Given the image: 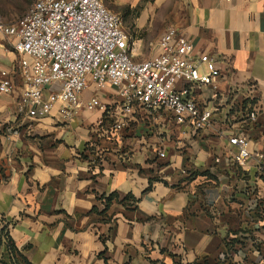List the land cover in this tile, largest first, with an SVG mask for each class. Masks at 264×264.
I'll return each instance as SVG.
<instances>
[{"label": "crops", "instance_id": "0c3cea01", "mask_svg": "<svg viewBox=\"0 0 264 264\" xmlns=\"http://www.w3.org/2000/svg\"><path fill=\"white\" fill-rule=\"evenodd\" d=\"M144 6L140 25L148 16L151 25H165L154 40L175 26L196 53L222 61L215 88L196 92L200 104L233 86L255 85L260 114L245 129L251 152L264 160V0ZM14 43L0 34V78L18 68ZM13 82V92L0 93V264L13 261L5 232L30 264H264V228L253 211L264 201V171L256 157L228 162L220 121L193 132L164 111L123 113L110 85L87 88L68 120L60 104L31 119L17 108L21 77ZM96 93L107 112L87 109Z\"/></svg>", "mask_w": 264, "mask_h": 264}, {"label": "built area", "instance_id": "2783aa9c", "mask_svg": "<svg viewBox=\"0 0 264 264\" xmlns=\"http://www.w3.org/2000/svg\"><path fill=\"white\" fill-rule=\"evenodd\" d=\"M0 34L15 38L20 56L17 69L1 72L0 93L13 92V76L19 75L17 108L29 118L46 117L60 104L59 114L68 120L87 88L100 91L110 85L123 100V113L133 107L164 111L193 132L220 121L228 139V162L246 165L256 157L257 171H264L263 155L251 152L245 129L260 114L255 85L233 86L200 104L196 92L204 85L215 88L222 61L196 53L193 41L175 26L166 28L142 60L123 17L104 0H35L15 21L0 18ZM86 107L108 111L97 93ZM158 154L164 157L165 150Z\"/></svg>", "mask_w": 264, "mask_h": 264}, {"label": "rangeland", "instance_id": "374dc122", "mask_svg": "<svg viewBox=\"0 0 264 264\" xmlns=\"http://www.w3.org/2000/svg\"><path fill=\"white\" fill-rule=\"evenodd\" d=\"M34 1L35 0H0V16L5 21L16 20L27 12ZM104 1L109 9L119 13L123 17L125 29L133 39L137 40V50L135 51L138 53L137 59L142 60L149 57L154 49L152 45L156 41L154 38L159 36L160 31L164 30L165 25L160 26L159 21L151 25L149 16L147 21H144L141 25L139 24L142 20L141 13L144 11L143 8L147 0H143V5H138L135 8L118 5V3L113 0ZM261 202L263 203L262 206ZM253 211H255L256 214V216L255 214L254 216L260 219L264 228V201L259 199Z\"/></svg>", "mask_w": 264, "mask_h": 264}, {"label": "trees", "instance_id": "16d2710c", "mask_svg": "<svg viewBox=\"0 0 264 264\" xmlns=\"http://www.w3.org/2000/svg\"><path fill=\"white\" fill-rule=\"evenodd\" d=\"M262 202H261V206H262ZM6 227H4L2 229V232H5ZM5 236H7V241H8V247L9 250L11 251L12 255H13V261L12 264H30L24 256H22L21 254H19V251L17 249V246L15 244V242L13 241V239L8 235V232H5ZM195 264H209L208 261L205 259L201 262H195Z\"/></svg>", "mask_w": 264, "mask_h": 264}]
</instances>
